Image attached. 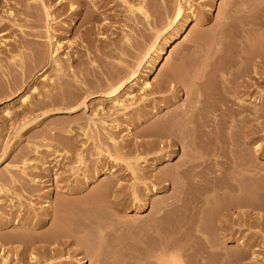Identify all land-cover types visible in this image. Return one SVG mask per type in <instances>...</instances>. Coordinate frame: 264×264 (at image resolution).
<instances>
[{
    "label": "rangeland",
    "instance_id": "obj_1",
    "mask_svg": "<svg viewBox=\"0 0 264 264\" xmlns=\"http://www.w3.org/2000/svg\"><path fill=\"white\" fill-rule=\"evenodd\" d=\"M137 1L0 0V264L6 255L5 264H78L83 259V264H134L136 250L160 235L177 243L187 240L186 264H264V55L257 75L244 77L249 87L238 86L243 94L231 92V107L211 112L210 125L198 131L197 150L206 160L197 170L213 169L209 153L215 145L221 168L175 204L165 205L178 185L154 181L189 156V147L179 142L181 133L169 135L166 127L192 104L182 82L204 57V40L227 17L221 52L209 59V70L229 63L238 45L264 50V0H239L236 6L231 0H188V25L183 27L178 17L169 28L174 7L183 0H144L147 18L129 9L128 2ZM49 35L59 46L60 71L52 61ZM154 42L164 45L162 60L154 65L157 54L149 53L141 69L151 86L143 93L136 84H126L119 98L123 106H116L106 94L109 84L133 68ZM38 52L40 60L33 57ZM209 76L202 79L203 103L210 97ZM167 80L170 84L156 89ZM22 95H28L26 103ZM239 108L242 121L220 123L221 115ZM214 176L232 180L235 190L202 194ZM104 183L111 189L99 204ZM55 202L66 207L59 218ZM228 203L237 204L221 213ZM191 210L203 234L193 232L192 225L180 227ZM14 221L18 225L9 226ZM61 221L68 241L50 244L51 253L43 254L39 236ZM97 226L105 228L102 235ZM151 226L155 232L149 235ZM12 230L34 237L35 243L9 242L5 237ZM83 230L91 236H80ZM54 248L60 252L53 253Z\"/></svg>",
    "mask_w": 264,
    "mask_h": 264
},
{
    "label": "bare ground",
    "instance_id": "obj_2",
    "mask_svg": "<svg viewBox=\"0 0 264 264\" xmlns=\"http://www.w3.org/2000/svg\"><path fill=\"white\" fill-rule=\"evenodd\" d=\"M233 6H236L239 0H231ZM243 5V3L241 4ZM129 9L131 12H137L142 14L144 17L147 18L148 12L145 9L144 0H138L136 5L130 4L128 2ZM191 5L188 3V0H183L182 2L179 1L174 7V13L172 14V19L170 20L168 27L172 25L178 17L181 19L182 26L185 27L191 20V17L188 13L190 10ZM46 15L49 16L50 14L48 11H45ZM191 12V11H190ZM193 16V13L191 14ZM227 17H224L222 22L217 24V27L213 34L210 36L209 40H204L205 43V55L204 57L196 63L194 66L193 71L189 75V77L182 82L186 94L192 96V104L191 106L186 109L182 110L181 112L177 113L169 122L168 126L166 127L168 130V134L171 135L172 131L177 130L181 134L179 142L182 148L189 147V156L186 160H184L179 165L175 166L171 173L167 175V177L155 178V182H162L165 180H171L174 184H177V195L174 199L166 203L165 205L175 204L183 200V197L187 194L189 188L193 185H202L201 182H205L209 178L210 173L216 172L219 168H221V158L220 152L218 150L217 145H215L211 153H209L213 158V169H208L204 173L197 170L198 166L205 162V158L203 154L197 150V140H198V131H202L204 127L209 126L208 122L212 121V116L210 115L211 112L214 110L226 111L231 104H233V100L230 98V93L233 92L235 94L240 93L243 94V91L249 87V84L244 80V77H250L251 73L257 75V66L259 63H263L262 56L264 55V50H259L251 46L250 50L244 49L242 46H236V48L231 52V61L223 66H216L213 69L209 70L210 67V58H214L215 55H219L221 52V43L223 39V29L226 25V21H224ZM166 30V29H164ZM256 33L259 30H255ZM258 35H255V39ZM49 40L53 49L51 50V57L52 61L55 65V70L60 71L62 68L61 59H59L56 55V51L59 49V46L55 47V43L52 42V36L49 35ZM169 40L163 41L165 45H168ZM239 42H242V39H239ZM59 44V43H57ZM12 51H17L16 46L11 47ZM149 52L145 53L144 56L140 59V61L131 68L125 74L117 76L111 84L108 86V90L106 92L107 95H110L112 98L111 100L116 104V106H123V103L120 98L121 91L124 89L126 84H130L128 88H131L133 84L138 86L137 90H142L144 93L148 90L151 86L150 82L146 78V74L141 72L143 68V64H145L149 58V53H155L157 56L153 60V64H159L162 60V55L164 54V45L155 44V42L148 48ZM19 55V53H18ZM35 59L40 60L41 55L38 53L34 54L33 56ZM43 62L40 61L39 65ZM251 64V65H250ZM42 66V65H41ZM45 72V71H44ZM209 76V84L207 89L210 91V97L204 103L202 102L204 99V94L202 91V84L204 83L202 79ZM43 75V74H42ZM41 75V76H42ZM241 79V81H238ZM51 80V79H50ZM163 83L170 84L169 80L162 81L161 83L157 84V90L164 88ZM239 85H243L245 89H239ZM16 87H14V90ZM35 86L32 87V90H35ZM128 95H132L131 92ZM133 96V95H132ZM255 100H260L261 94L254 95ZM203 97V98H202ZM132 98V97H131ZM28 99V95H22L20 100L22 103H26ZM208 103V104H206ZM207 106H209L210 110H208ZM243 108V106L241 107ZM241 108L235 109L230 113H225L221 115L219 121L221 124H225L226 121L231 118L235 120L242 121L243 117L241 115ZM155 113V111H154ZM5 115L9 116L10 111L8 109L5 110ZM254 116H258V110L256 109L254 112ZM215 119V118H214ZM23 124L22 126H24ZM217 125V124H216ZM129 128V126L127 125ZM217 128H222V126ZM156 129V128H155ZM155 133L154 129L151 130ZM111 141H114L112 136H109ZM217 144V140H215ZM259 145L256 144L254 146V150L258 151ZM241 151V149L239 150ZM114 160L117 158L114 157ZM166 160V158H165ZM238 166L241 165L240 163L237 164ZM237 172L241 173V167L239 166V170ZM97 175H94L93 178H96ZM199 177V179H195ZM214 182L206 189L202 190V194H207L211 191L214 194L217 193H224L228 194L235 190L236 185L232 182V180L228 179L226 181H222L218 176H214ZM235 180V179H233ZM197 181V182H195ZM1 189V188H0ZM111 189V185L109 183H104L98 190L97 198L98 203L101 204L105 198L108 196L109 191ZM152 192H156V188L152 185ZM73 191V190H72ZM136 199V197H135ZM197 203V202H196ZM45 208H49L50 200H44ZM236 205L237 203H228L222 209L221 213L226 212L230 205ZM193 209V208H191ZM56 216L59 218V215L64 214L66 207H64L61 203L55 202L53 208ZM49 212V209H46V215ZM219 212V214H220ZM190 218L189 220H184L183 223L180 225L187 226L192 225L193 232H205L202 228L195 223L194 218H196L197 213L192 211L189 213ZM46 217L42 218L41 220H45ZM19 221H14L10 223L9 226L16 227ZM33 225V224H32ZM40 225V222H37L33 226ZM16 230V229H15ZM148 234L151 235L152 232H155L154 228L151 226L149 227ZM102 231H105L104 227L97 226V232L99 235H102ZM157 233V232H156ZM194 235V234H193ZM80 236L82 237H90L91 235L86 232V230L80 231ZM158 240L151 241L150 243H146L144 248H139L136 250V254L133 256L134 264H186L185 263V252L188 250L187 240L182 243H177L176 241L172 240V236H162ZM196 236V234H195ZM6 240L9 242L18 241L20 243H35L34 237H29L27 235L17 234L15 231L12 230L11 233L7 234L5 237ZM38 240L41 241L39 243L40 249L43 254L51 253V248L49 249V245L53 244L55 246L63 245L68 241L67 235V227L61 222H56L51 230L44 235L39 236ZM55 249V248H54ZM142 249V250H141ZM142 251V252H141ZM60 252V249H55L53 253ZM36 254L32 251L30 253V260L36 259ZM7 259V255L3 258L1 264H5ZM86 262L85 259L79 260L78 264H83Z\"/></svg>",
    "mask_w": 264,
    "mask_h": 264
}]
</instances>
